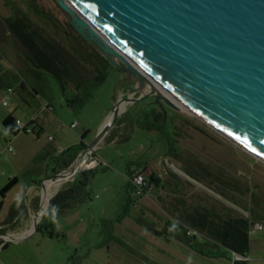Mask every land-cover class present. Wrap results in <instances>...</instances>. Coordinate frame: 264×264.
<instances>
[{
    "label": "rangeland",
    "instance_id": "1",
    "mask_svg": "<svg viewBox=\"0 0 264 264\" xmlns=\"http://www.w3.org/2000/svg\"><path fill=\"white\" fill-rule=\"evenodd\" d=\"M14 15H26L44 28L76 64L71 52L100 66V60L90 55V51L99 50L80 37L55 0H0V38L13 43L8 46L10 50L16 49V38L4 21ZM9 57L0 45V69L14 72ZM37 84L39 99L54 108L51 119H45L47 115L37 106L35 94L21 91L15 79L16 91L7 105L3 104L5 89H0V222L18 200L23 201L28 214L33 213L40 201L42 182L60 171L56 161L62 149L70 148L65 139L73 137L79 143L85 128H90L84 137V144L88 145L96 137L101 121L108 118L122 97L136 98L151 91L146 85L141 91L131 92L138 81L109 66L106 80L93 89L94 98L75 110L67 106L53 75L43 72ZM162 105L154 96L127 103L120 115L124 117L121 124L90 155L88 162H94L92 167L83 170L93 172L87 180L89 196L76 207L47 217L49 222L54 221L57 236L37 232L17 243L2 245L0 241L2 264H234V252L215 246L199 233L191 235L195 241L188 243L167 239L155 225L162 224V219L174 221L168 207L175 196L188 201L224 203L245 217L252 216V209L264 216V162L188 110ZM152 111L164 112L165 122L157 123ZM10 114L32 132L10 134L3 124ZM39 114L46 123L37 119ZM33 118L37 121L31 125ZM72 121L78 126L71 128ZM142 123L154 126L149 129ZM51 137L56 141H51ZM188 170L198 173L200 180L189 177ZM207 171L213 174L208 175ZM130 172H144L152 182L140 197L130 196ZM15 175L18 183L8 187V180ZM172 179H177L183 188L180 195L172 192L176 190ZM31 185L33 190H29ZM217 188L233 196L237 204L217 192ZM261 223L264 226V218ZM30 224L28 215L26 226ZM249 237L248 264H264V227L252 226ZM209 250L217 255L205 252Z\"/></svg>",
    "mask_w": 264,
    "mask_h": 264
},
{
    "label": "water",
    "instance_id": "2",
    "mask_svg": "<svg viewBox=\"0 0 264 264\" xmlns=\"http://www.w3.org/2000/svg\"><path fill=\"white\" fill-rule=\"evenodd\" d=\"M78 34L115 67L150 93L122 97L96 137L72 164L44 179L30 227L17 243L38 232L51 199L84 169L127 103L154 96L184 107L227 139L264 162V0H55ZM156 92V94H154ZM55 182L39 215L45 183Z\"/></svg>",
    "mask_w": 264,
    "mask_h": 264
},
{
    "label": "trees",
    "instance_id": "3",
    "mask_svg": "<svg viewBox=\"0 0 264 264\" xmlns=\"http://www.w3.org/2000/svg\"><path fill=\"white\" fill-rule=\"evenodd\" d=\"M5 25L17 39L26 59L32 64L33 72L44 71L53 75L60 83L67 106L75 110L83 107L94 98V87L106 80L107 70L109 66H113L99 51H96V53L90 51V55L100 60V66L89 58L71 52L72 57L79 65L76 64L62 50V44L48 37L46 30L32 23L26 15H14L6 18ZM2 88H4V82L0 78V89ZM152 112L157 123L165 122L166 115L164 112ZM124 116L127 118L126 115ZM122 119L124 117H118L106 139L113 136L115 126L120 125ZM3 124L12 135H16L21 131L16 125V119L12 114L5 117ZM141 125L151 129L154 123H142ZM85 146V144H79L70 147L68 150H63L56 161L60 170L68 168ZM173 150L171 149L172 152ZM134 174V172H130L128 177ZM92 175V170L81 171L74 179L63 184L58 193L51 199L49 208L39 223L38 232H45L51 237L58 235L53 230L54 221L49 222L47 217L66 212L89 196L86 187L87 180ZM188 175L200 180L196 172L188 170ZM177 179H172V185L176 188L173 193L180 195L178 192H181L182 189L178 190ZM16 183L17 180L14 177L9 179L7 186L12 187ZM128 186L130 196H132L133 190L129 181ZM217 192L225 195L232 203L237 204L233 196L228 195L220 188H217ZM174 198L175 201H171L168 207L174 221H167L163 231L167 239L172 238L180 228L186 232L190 230L197 231L215 246L221 245L237 255L248 256L251 227L257 222L261 223L264 218L260 212L252 209V216L245 217L235 213L233 207L224 203L220 205L218 203H208V201L204 203L202 200L188 201L183 196H175ZM28 215L23 201L18 200L15 202L5 220L0 222V234L8 231L24 230ZM205 252L212 256L217 255L216 252L211 250ZM234 264H248V261L247 259L236 258Z\"/></svg>",
    "mask_w": 264,
    "mask_h": 264
},
{
    "label": "crops",
    "instance_id": "4",
    "mask_svg": "<svg viewBox=\"0 0 264 264\" xmlns=\"http://www.w3.org/2000/svg\"><path fill=\"white\" fill-rule=\"evenodd\" d=\"M4 23H5V21H4ZM15 40H16V42H14V46H15L14 48H16V49L13 50V48H12L10 50V49H8V46L9 45L12 46L13 43L10 42L8 44V43H6V41H4L3 38L2 39L0 38V45L6 51L7 55L10 56L9 59L13 65V68H14V72H12L11 70L3 69V68L0 69V78L4 82V89L6 90L7 87H13V89H14L13 94H14L16 91V88L13 85V79H15L16 85L20 87L21 91L26 92L28 90H31L32 93L35 94V101H36L37 106L39 108H41L40 110L44 111L47 115V117H45V119H47V118L51 119L52 115H50V113H51L50 111H54L52 104L51 103L45 104L43 101H41L38 97V91L36 90V87L38 86L37 82H40L41 75L43 74L44 71L33 72L32 64L24 56L22 50L20 49V45H19L17 39H15ZM29 76L32 78H35V80L30 81L27 78ZM108 115H110V113ZM40 116H42V114H39L37 116V119H40V120H42V122L46 123V120L41 119ZM15 119H18V118L15 117ZM37 119L33 118L32 121L30 122V124L31 125L34 124V122L37 121ZM70 119L72 120V117H70ZM103 122H104V120L101 121L100 125H102ZM73 123H76V122L72 121L70 124V127ZM77 126L78 125H76L75 127H77ZM90 131H91L90 128H85L84 134H83L84 136L81 137V142H79V143H77L73 137H69V138L65 139L64 143H66V144L68 143V145H70V147L78 146L79 144H84L85 143L84 137H85V135L90 133ZM51 138H50L51 141H54V142L56 141L55 137H53L52 139ZM62 150H65V148ZM14 177L16 178L17 183H18V181H19L18 176L15 175ZM14 177H12V178H14ZM33 188L34 187L32 185L29 186V190L30 189L33 190ZM33 200H34V197L32 198V201ZM28 201H29V199H28ZM33 213H34V211H33ZM33 213H32V211H30L29 216H32ZM27 222H28V220H27ZM166 223H167V220L162 219V224L159 223V224H156L155 226L161 232V231H164ZM28 227H29V225H27L24 230H26ZM24 230H22V231H8V233H12L13 235L17 236V235H21L24 232ZM175 238L180 239L182 241H187L188 243H193V240L195 241V238L191 237V235L187 234V232L182 228L178 229L176 231V233L172 236V239H175Z\"/></svg>",
    "mask_w": 264,
    "mask_h": 264
},
{
    "label": "built area",
    "instance_id": "5",
    "mask_svg": "<svg viewBox=\"0 0 264 264\" xmlns=\"http://www.w3.org/2000/svg\"><path fill=\"white\" fill-rule=\"evenodd\" d=\"M14 92V89L13 87H7L6 90H5V96H4V105H7L8 104V100L10 99V96L13 94ZM16 125L19 127V129L22 131V132H25V133H30L32 132V130L30 129L29 126H23L21 120L19 119H16ZM76 126V123H73L71 125V128H74ZM52 139V138H51ZM9 150H12V147L9 148ZM63 150H61L62 152ZM129 179V182L132 186V190H133V195L136 196V197H140L142 196L143 194H145L147 188L150 186V184H152V182L148 181L147 179V175L144 173V172H140V173H135L134 175L128 177ZM254 228L256 229H263V224L262 223H255L253 225ZM198 233L197 231H188L187 234L189 235H193V234H196ZM2 245L4 244L3 242H1ZM236 258L237 259H247L246 257H243L241 255H237L236 254ZM0 264H2V262L0 261Z\"/></svg>",
    "mask_w": 264,
    "mask_h": 264
},
{
    "label": "bare ground",
    "instance_id": "6",
    "mask_svg": "<svg viewBox=\"0 0 264 264\" xmlns=\"http://www.w3.org/2000/svg\"><path fill=\"white\" fill-rule=\"evenodd\" d=\"M181 108H184V107H181ZM93 163L94 162H92L91 164H89V162H85L84 164H82V167L83 168L92 167L91 165H93ZM54 185H55V182L54 181H52V180L46 181V183H45V190H44V200H43V203L41 205V208H40V211H39V215L43 214V212L45 211V209L47 207V199L50 196L51 190L54 187Z\"/></svg>",
    "mask_w": 264,
    "mask_h": 264
},
{
    "label": "flooded vegetation",
    "instance_id": "7",
    "mask_svg": "<svg viewBox=\"0 0 264 264\" xmlns=\"http://www.w3.org/2000/svg\"><path fill=\"white\" fill-rule=\"evenodd\" d=\"M159 103H160L161 105L164 104V103L161 102V101H159ZM162 106H163V105H162ZM163 107H164V106H163ZM194 172H195V171H194ZM206 173H207L208 175H212V174H213V173L208 172V171H207ZM189 177H190V176H189ZM204 178H205V177H204ZM208 181H209V180H208ZM212 181H213V180H210V182H212ZM179 189H183V188H180L179 185H178V190H179ZM172 192H173V191H172ZM178 193L180 194V192H178ZM173 195H174V194H173Z\"/></svg>",
    "mask_w": 264,
    "mask_h": 264
}]
</instances>
